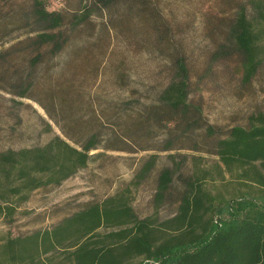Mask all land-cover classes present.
Listing matches in <instances>:
<instances>
[{"label":"rangeland","instance_id":"374dc122","mask_svg":"<svg viewBox=\"0 0 264 264\" xmlns=\"http://www.w3.org/2000/svg\"><path fill=\"white\" fill-rule=\"evenodd\" d=\"M35 1L0 0V152L42 147L56 136L65 138L66 119L75 125L77 119L89 122L94 114L99 121L87 128L97 135L98 149L86 169L60 186L34 192L13 222L1 220L0 233L26 236L50 229L126 186L133 191L132 204L139 217L157 213L161 220L173 217L184 181L195 170L194 160L217 177L218 141L233 127L246 126L250 117L264 114V63L247 80L237 53L214 55L222 35L212 30L209 20L230 15L227 0H137L148 14L127 8L130 0L113 9L95 0H45L48 9L61 12L68 25L85 10L91 11L87 23L78 28L84 31L68 27L65 36L71 42L84 32L82 42H96L103 51L99 77L78 85L85 104L77 102L81 107L74 112L77 119L69 116L70 100L59 98L61 103L56 102L50 112L42 107V102L51 105L41 93L47 83L45 66L57 73L67 49L55 53L44 49V59L32 63L36 53L30 54L27 41L46 32L35 18ZM175 52L186 54L191 73L189 124L158 101L171 80L169 58ZM119 73L125 74L122 82L117 80ZM30 86L28 96L22 97ZM76 128L79 138L82 130ZM77 138L70 141L74 144ZM150 163L152 169L137 181ZM166 169L173 172V183L159 205L157 179ZM223 184L218 180L217 190L233 189Z\"/></svg>","mask_w":264,"mask_h":264},{"label":"trees","instance_id":"16d2710c","mask_svg":"<svg viewBox=\"0 0 264 264\" xmlns=\"http://www.w3.org/2000/svg\"><path fill=\"white\" fill-rule=\"evenodd\" d=\"M123 1L126 0H95L105 9H113ZM130 2L127 8L149 13L148 8L139 7L137 0ZM227 5L231 9L227 18L209 20L212 30L222 35L214 55L221 58L237 53L249 80L264 63V0H227ZM33 7L36 20L45 25L46 32L27 41L33 50L30 54L36 53L32 63L44 59V49L52 53L67 49L60 70L55 68L57 73L45 66L43 77L47 83L41 93L51 105L42 102V107L50 112V107H57L56 102L61 103L59 98L65 103L70 100L69 116L75 117L77 108L85 104L78 85L99 77L103 51L96 42H82L84 32L70 42L65 31L68 27L78 30L86 24L91 11L85 10L76 23L68 25L61 12L48 9L45 0H36ZM185 55L169 54L171 80L158 95L162 107L183 122L190 114L191 73ZM116 77L122 82L125 74ZM63 86L68 89L59 93ZM30 88L22 97L28 96ZM71 120L66 119L65 138L56 136L42 147L0 152V221L13 222L34 192L60 186L89 166L95 157L92 152L98 149L97 135L91 127L99 118L94 114L89 122L77 119L75 125ZM78 125L82 130L79 138ZM72 136L78 139L74 144ZM216 154L220 165L217 177L194 160L195 170L184 181L173 217L161 220L158 213L139 217L132 204L133 191L126 186L50 229L26 236L0 233V264H264V114L250 117L246 126L233 127L218 141ZM153 166L150 163L136 180L145 177ZM173 177L169 169L159 174V205ZM218 180L233 189L217 190ZM57 254L61 255L59 261Z\"/></svg>","mask_w":264,"mask_h":264}]
</instances>
